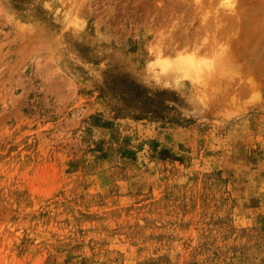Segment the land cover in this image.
<instances>
[{
  "label": "rangeland",
  "instance_id": "rangeland-1",
  "mask_svg": "<svg viewBox=\"0 0 264 264\" xmlns=\"http://www.w3.org/2000/svg\"><path fill=\"white\" fill-rule=\"evenodd\" d=\"M0 264H264V0H0Z\"/></svg>",
  "mask_w": 264,
  "mask_h": 264
},
{
  "label": "bare ground",
  "instance_id": "bare-ground-1",
  "mask_svg": "<svg viewBox=\"0 0 264 264\" xmlns=\"http://www.w3.org/2000/svg\"><path fill=\"white\" fill-rule=\"evenodd\" d=\"M250 27V26H249ZM252 27V26H251ZM247 28V27H246ZM252 31H253V28H252ZM251 31V32H252ZM247 32H248V30H247ZM249 35H250V33H249ZM194 62L193 61H191V60H181L180 62H179V65H181L180 66V68H181V71H188V70H192L193 68H195L194 67V64H193ZM196 64H197V62H196ZM198 66H199V64H197ZM200 71H201V67H200ZM200 71H198V72H200ZM193 72V71H192ZM194 72H195V70H194ZM196 73V72H195Z\"/></svg>",
  "mask_w": 264,
  "mask_h": 264
}]
</instances>
